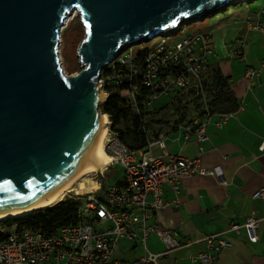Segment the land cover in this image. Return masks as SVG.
I'll use <instances>...</instances> for the list:
<instances>
[{"label":"water","instance_id":"1","mask_svg":"<svg viewBox=\"0 0 264 264\" xmlns=\"http://www.w3.org/2000/svg\"><path fill=\"white\" fill-rule=\"evenodd\" d=\"M229 0H0V212L57 190L85 162L103 114L96 78L126 45ZM76 9L83 68L65 76L61 26Z\"/></svg>","mask_w":264,"mask_h":264},{"label":"built area","instance_id":"2","mask_svg":"<svg viewBox=\"0 0 264 264\" xmlns=\"http://www.w3.org/2000/svg\"><path fill=\"white\" fill-rule=\"evenodd\" d=\"M247 24L253 29L264 26V23L251 20H247ZM177 26L178 23L176 30ZM169 29L159 34L162 39L145 56L143 66L135 60L131 45H126L101 70L96 84L106 98L107 93L103 88L112 80L119 83L125 80L129 84L134 80V84L122 94L129 98L136 111L140 85L150 90L147 106H151L164 93H172L173 103L177 105L179 96L191 91V97H200L203 112L192 115L179 125L183 124L185 139L193 135L196 141L204 142L209 139L206 126L210 119L215 116L212 124L221 127L237 109L213 113L207 104L202 75L208 56L213 52L208 43L210 34L196 32L176 40L170 38L171 33H164ZM239 55V50L231 51L232 57ZM116 67L118 73L115 72ZM109 68L111 73H102ZM263 68L264 58L258 66L245 70L244 78L249 85L258 81ZM112 74L118 77L114 78ZM107 118L106 129L110 123L108 115ZM153 146L159 149L158 153L152 152ZM104 150L109 158L104 170L118 164L122 168V175L104 188L96 186L84 192L85 199L78 209L76 224L65 225L51 233L30 227L0 225V233H6L0 239V264H157L159 258L190 243L179 239L175 230L156 223V214L166 205L163 199L165 188L175 194L181 181L194 174L215 176L225 183L221 178L222 171L218 167L201 166L199 157L187 158L168 152L163 133L147 139L143 148L131 149L108 127ZM253 196L264 200V186L256 190ZM259 221V218L249 215L242 222L230 221L223 231L205 235L203 239L208 251L191 256V261L211 263L212 250L232 245L225 237L228 232L239 233L243 228L249 240H256ZM151 236L156 237L162 245L160 250L148 249L147 240ZM121 240L140 245L143 254L135 261L115 259L113 253Z\"/></svg>","mask_w":264,"mask_h":264},{"label":"crops","instance_id":"3","mask_svg":"<svg viewBox=\"0 0 264 264\" xmlns=\"http://www.w3.org/2000/svg\"><path fill=\"white\" fill-rule=\"evenodd\" d=\"M260 9H264V0L225 10L220 17L216 12L208 20L201 19L197 32L210 34L208 43L213 50L207 75L216 68L226 78L239 108L221 127L212 124L213 116L206 126L209 139L204 142L193 135L185 139L183 124L162 132L168 152L199 157L206 168L218 167L225 183L215 176L194 174L181 181L175 194L165 188L166 205L156 214V223L175 230L179 239L190 243L159 258L157 264H264V200L253 196L264 186V68L254 84L244 78L245 70L258 66L264 58V26L253 29L247 24V20L264 23ZM232 50H239L240 55L232 57ZM167 115L176 117L173 111ZM152 152L159 149L153 146ZM249 215L260 219L256 240H249L243 228L239 233L228 232L225 237L232 245L212 250L211 263L191 261V256L208 251L205 235L223 231L230 221L242 222ZM147 247L158 251L162 245L151 236ZM142 254L140 245L121 240L113 257L128 262Z\"/></svg>","mask_w":264,"mask_h":264},{"label":"trees","instance_id":"4","mask_svg":"<svg viewBox=\"0 0 264 264\" xmlns=\"http://www.w3.org/2000/svg\"><path fill=\"white\" fill-rule=\"evenodd\" d=\"M239 1L251 0H229L231 4L238 3ZM223 5L218 7V12L223 9ZM213 13V10L209 11L207 16ZM206 16V17H207ZM202 19L201 17L198 18ZM196 21L194 17H186L178 23V29L186 22ZM181 25V26H180ZM177 30L174 28L165 31L164 33H171L172 36ZM163 34V32H161ZM157 43V42H156ZM153 44L148 47H143L136 51L131 47L135 54V60L139 62L141 66L144 65V58L150 50L156 45ZM209 63L206 64V69L202 75L203 86L207 95V104L211 112H229L235 111L239 107V103L233 93V90L226 83V78L223 77L216 68H212L207 75ZM117 67L115 72L118 73ZM111 73V69L104 70L102 72ZM165 72H163L164 74ZM114 78L118 76L112 74ZM140 75L139 73L137 74ZM207 75V76H206ZM134 84V80H131L129 84L127 81L122 80L120 83L111 81L106 84L103 90L107 93V97L100 104V110L103 114L109 116V130L115 132L118 138L129 148L138 149L143 148L146 145L147 139L155 138L160 133L167 129H175L181 122L189 120L194 114H202V103L200 97H191V91L179 96L178 104L174 105L172 110H168V106L160 108H151L146 105V101L150 95V90L140 85V94L136 96V103L138 111L131 106L129 98L122 93ZM184 101V102H183ZM173 111L176 117L167 115L168 111ZM115 179L113 182H115ZM106 184H101L104 188ZM83 199L66 197L56 203L34 210L32 212L16 215L7 218L0 219V225L12 226L17 228L30 227L41 230L46 233H51L63 227L65 225L76 224L78 222V209L83 204ZM6 233H0V239L4 238Z\"/></svg>","mask_w":264,"mask_h":264},{"label":"rangeland","instance_id":"5","mask_svg":"<svg viewBox=\"0 0 264 264\" xmlns=\"http://www.w3.org/2000/svg\"><path fill=\"white\" fill-rule=\"evenodd\" d=\"M258 1L259 0H253V1L251 0L250 2L239 1L238 3L230 4L227 7L221 9V11L217 12L215 16L220 17L222 16V13L225 10L230 11L232 10L233 7L240 6L243 4L246 5L247 3H252V2L258 3ZM68 14L67 15L69 17L66 18L67 20L65 19L66 21L64 20L63 26L61 27L58 47H57L60 67L61 70L63 71V74H65V76H69L72 73H77L83 68L82 64L79 61V57L77 55V48L81 40L84 38V34H85L84 26L78 15V12L73 10V12L71 11V13L69 12ZM212 15L214 14H210L209 16ZM209 16H207V18L204 20H208ZM202 22L203 20L201 19L196 21L186 22L181 27H179V29L174 34H172V36H170V38H174L177 40L180 39L182 36L196 33L197 31L201 30ZM161 39L162 37L157 35L147 41H141L139 43L132 44L131 47L133 48L134 51H136L143 47L151 46L156 42L160 41ZM172 103H173V94L164 93L161 94L158 97V99L153 101L151 108H160L167 105L169 108L168 110H172L174 107ZM107 131H108V127H107ZM121 175H122V168L118 164L112 165L111 167L107 168L106 171L103 169L99 172L90 173L80 178L79 179L80 181L78 180L74 184L73 188L66 192L63 198L72 197V198L83 199L84 198L83 194H85L84 192L91 191L93 188H96V186H101V184L102 185L110 184L115 179H118ZM80 187H82L84 190L78 193L76 189H79Z\"/></svg>","mask_w":264,"mask_h":264},{"label":"bare ground","instance_id":"6","mask_svg":"<svg viewBox=\"0 0 264 264\" xmlns=\"http://www.w3.org/2000/svg\"><path fill=\"white\" fill-rule=\"evenodd\" d=\"M74 10L78 12L76 9ZM72 12H73V9H72ZM68 15L66 18L69 17ZM103 96L104 95L101 93V98ZM97 118H98V125H99V133L83 165L71 177H69L57 190H55L48 196L34 203H31V204H28L22 207L14 208L12 210H6L3 212H0V219L11 217V216H16V215H23V214L32 212L34 210L50 206L56 203L57 201L61 200L66 194V192L71 190L74 184L80 178L90 173H93V172H99L106 168L109 162V158H108L107 153L104 150V142H105V137L107 133L106 123L108 122V118L106 114H98ZM76 190L79 193V192H82L84 189L80 187L79 189H76Z\"/></svg>","mask_w":264,"mask_h":264}]
</instances>
